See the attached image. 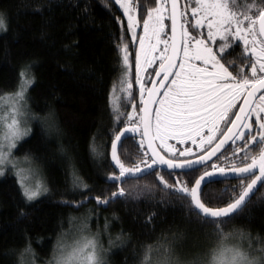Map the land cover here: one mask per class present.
Returning a JSON list of instances; mask_svg holds the SVG:
<instances>
[{"label": "trees", "instance_id": "1", "mask_svg": "<svg viewBox=\"0 0 264 264\" xmlns=\"http://www.w3.org/2000/svg\"><path fill=\"white\" fill-rule=\"evenodd\" d=\"M0 13L8 28L0 31V95L19 90L21 71L34 79L26 93L31 129L14 153L41 166L48 189L26 202L14 174L0 177V264L51 263L59 241L79 227L98 240L106 264H138L145 245H172L179 256L206 253L220 234H213L211 222L188 219L182 207L188 201L169 195L156 175L127 176L119 182L106 179L119 172L110 163V144L123 123L121 117L116 120L110 93L115 85L113 100L120 89L124 68L119 49L124 45L132 49L122 9L114 0H0ZM122 96L124 109H130L131 102L126 103L125 93ZM135 99L139 105V93ZM128 137L129 159L138 162L147 151L145 144L140 145L142 137L140 141ZM156 171L168 184L182 181L180 176L191 184L181 172L169 176L159 166ZM199 175L195 173V178ZM240 181L227 192L224 182L208 185L205 191L223 196L212 202L203 198L204 202L211 207L227 205L243 190ZM82 184L89 187L82 189ZM120 187L126 197L97 205L95 197H110ZM85 197V203H77ZM153 213L155 217L145 223ZM221 227L223 233L243 229L247 248L249 241L257 251L264 246V184ZM29 245L32 251L22 257Z\"/></svg>", "mask_w": 264, "mask_h": 264}, {"label": "snow or ice", "instance_id": "2", "mask_svg": "<svg viewBox=\"0 0 264 264\" xmlns=\"http://www.w3.org/2000/svg\"><path fill=\"white\" fill-rule=\"evenodd\" d=\"M155 2L156 7L146 9V17L143 11L141 13L144 17L142 18L143 35L139 37V51L134 56L135 83L140 84L139 121L137 123L133 119L138 105L132 104L133 112L127 115L129 123L133 126L124 128L111 140L110 144V163L119 170V175L113 174L106 179L119 182L127 176L154 174L164 187L169 189V195H178L181 199L188 201L187 204L182 205L189 214L188 219L191 220L195 216L201 224L211 222L213 234H222L221 226L225 224V218L241 211L242 206L251 202L250 193L254 192L258 182L264 184V0H186L184 10L180 13L177 12L178 0H155ZM114 3L127 17V30L132 33L135 41L137 37L134 29L140 25L141 21L132 14L134 9L129 0H114ZM169 3L171 5V14L168 17L171 20V45L167 40L160 38L165 28V6ZM189 8L190 12H188ZM178 14L183 21L180 24L179 43L176 36ZM189 15L195 21L194 23L187 19ZM203 27L207 29L206 34L200 31ZM189 28L193 31H189ZM7 30L4 16L0 13V31ZM193 32L198 33L201 38H197ZM217 39L221 43L217 46L218 51H214L210 45H215ZM153 40L155 43H152ZM236 42L242 45L241 65H237L235 61H229L226 66L221 62L220 54L226 53L229 48H234ZM161 44L164 45V49L159 56V71L155 73L157 77L162 75L159 88L154 86L145 89L140 79L141 58L143 57L145 64L151 65L156 59L152 53L156 52ZM117 47L119 49V45ZM169 47H171V54L166 55ZM119 50L123 52L122 65L125 70V78L120 81L119 90L127 94L126 99L130 103L135 99L132 91L133 83L130 79L132 63L129 59L128 46L124 45L123 49ZM194 61L202 62V66ZM27 67L30 68L31 64ZM26 77L27 72L21 71L19 90L13 97L16 102L25 100L28 87L34 83V79ZM170 77L172 79L166 85L165 82L169 81ZM160 89H165L162 95ZM116 90V86L113 85L110 104L117 113L116 120L119 121L125 113H121L119 106L111 99V95ZM145 92H147V99H145ZM158 95L159 99H157ZM2 100L3 96L0 95V101ZM239 101L242 102L238 104ZM150 105L158 106L153 109ZM0 127L4 129L0 136V176H3L4 166L11 163L9 160L11 149L17 146L16 141L29 133L21 132L19 122L15 118L11 120V123L4 125L3 118L0 117ZM135 132H140L142 136L141 146L147 142L151 150V163L141 160L134 167H128L121 161L118 149L123 147V139L130 138L126 134ZM217 138L219 142L212 147ZM169 140H179L182 144L191 141L194 145L198 144L202 154L197 155L192 148L177 151L168 143ZM156 141L173 157L178 155L194 158L169 159L161 155L154 146ZM240 141L243 143L239 144ZM225 145H229L227 150L232 151L233 157L240 156L243 166H238L234 161L230 167L208 163L213 157H216L218 161L221 159L224 155L221 149H224ZM254 152L258 154L254 155ZM217 153H221V156ZM144 156L148 157L149 153L145 151ZM224 159L227 160L228 157L224 156ZM141 164L144 165L143 168ZM160 165L170 170L169 176H172L176 169L181 170L182 175L189 177L192 186L188 187L187 183L180 180H177L175 184H168L163 175L156 171L157 166ZM201 167L210 170L204 171L202 175L195 178V173ZM228 174L250 179V182L244 186V180H241L243 191L238 194V198L225 207L207 206L204 199L209 202L220 200L223 193L217 195L205 189L208 185L218 182L217 175ZM14 175L17 177V183L26 202L34 201L48 191L39 182L34 189L27 186L25 181L28 177L23 176L20 171L15 172ZM74 182L77 186H81L78 179ZM88 187L87 184H82V189ZM229 188L235 190L233 186H226L224 191L227 192ZM126 196L125 190L120 187L110 197L94 199L98 206H107L115 199ZM87 199L88 197H85V200L77 203L82 205ZM63 203L72 202L63 201ZM20 215L25 214L21 212ZM155 215L153 213L145 223H150ZM113 218L119 219L115 216ZM105 227L107 228L108 225L106 224ZM99 247L101 246L95 240L73 241L71 244L60 247V254L55 258V264H106L103 251H97ZM249 248L264 258V246L257 251L249 241ZM31 251L29 245L23 250L21 256ZM206 260L205 254L197 264H205ZM138 264H180V260L175 257L172 245L167 247L145 245L138 258Z\"/></svg>", "mask_w": 264, "mask_h": 264}, {"label": "rangeland", "instance_id": "3", "mask_svg": "<svg viewBox=\"0 0 264 264\" xmlns=\"http://www.w3.org/2000/svg\"><path fill=\"white\" fill-rule=\"evenodd\" d=\"M129 2H130V4L132 5V7L134 9L132 14L134 15V17L137 20L141 21L140 25H138L134 29L137 39L134 41L133 37H132V49L128 48V52L130 54L129 55L130 63H132V75L130 77V79L132 80V83H133L132 91H133L134 94H136V93H139L140 84L135 83L134 56H135V53L139 51V47H140L139 46V37L143 35L142 18L146 17V9L154 8L157 5H156V2H149L148 0H129ZM184 3H186V0H182V6L183 7H184ZM142 11L144 12V17L141 16ZM188 12H190V8L188 9ZM164 16H165V19H164L165 28H164V32L161 34L160 38L162 40H167L169 42V44H170V35H169V31H168V26H169L168 25L169 24L168 23L169 22L168 21L169 20V18H168L169 17L168 5L165 6ZM200 30H202V28ZM131 36H132V33H131ZM152 43H155V41L153 40ZM147 46H148V41L146 40L145 41V47L147 48ZM163 49H164V45L161 44V45L158 46V50L156 52L152 53V56H154L156 59L154 60V62L151 65L145 64L144 60H143V57L141 58L142 70L140 72V79H141V83L144 85L145 89H148V86H149V84H150V82L152 80V77H153V75L155 73V70L157 69V67L160 64L159 56H160V53L163 51ZM166 55H167V53H166ZM122 56H123V53H122ZM124 73H125V70L123 69L120 81L125 78ZM123 93L124 92H121L119 90V92L116 95L113 96V101L119 106V111L121 113H125V115L121 116V120L123 121V123H121V126L119 127V129L117 130V132L115 133L114 136H116L121 131H123L124 128L133 126L131 123H129L127 114H130V113L133 112L132 104H135L134 102H136V99L131 101L130 109L125 110L124 109L125 108L124 107L125 103L123 102L124 97L122 96ZM14 95H15V93L3 95V100L0 101V106H2V110H0V117L3 118V124L4 125H6L8 123H11V120L13 118H15L19 122V127H20L21 132H28L29 129H31L30 119H31L32 116H31V112L29 110L27 96H25V100L16 102L13 99ZM125 96H127L126 93H125ZM139 100H140V95H139ZM126 103L128 104V100L127 99H126ZM139 115H140V107L138 105V107L136 108V116L133 118L134 120L137 121V123L139 121ZM3 130L4 129L2 127H0V136H2ZM126 135L127 136H137V139L139 141H140V139L142 137L140 132L127 133ZM24 137L25 136H23L21 139L16 141V144L18 145L20 140H22ZM168 143L173 145L177 149V151H181V150H183L185 148H192L193 152H195L196 154H199L201 152L198 144L194 145V144L191 143V141H186L185 143L182 144V143H179V140H169ZM158 144H159V142H158ZM15 148L11 149V153L9 155V160L11 161V163L10 164H6L4 166V168H3L4 175L6 173L14 174L17 171H20L23 176L28 177V179L25 181L27 186H29V187L34 189L36 184L39 182L44 187H47L46 181H45V176H44V171L41 169V166L39 164L35 163L34 161H32L29 157L27 158V157H22V156H16L15 153H14L15 152ZM127 148L128 147H127L126 139H123V147L118 149V153L120 155L121 161L124 162L126 166L134 167L135 164L139 163L141 160H147L148 163H151V159H150L149 156L148 157L144 156L138 162L130 161L129 158H131V155L128 153V149L129 148L128 149ZM162 149L164 150V152L169 157H171L173 159H183V157H179L178 155L176 157H173L171 155V153H169L166 149H164V148H162ZM140 166L142 168L144 167L143 164H141ZM201 171L202 170H200V172ZM200 172H197V173L200 174ZM117 175H119V172H118ZM0 177H2V176H0ZM180 178H182V181L183 180H185V182L187 181V178L184 177V176H180ZM244 181H246V180H244ZM223 185L226 188V186H231L233 184L228 185L227 183L226 184L224 183ZM191 186H192V184H188V187H191ZM225 188H224V190H225ZM46 193H44V194H46ZM44 194H42L41 196H43ZM202 199H203V197H202ZM85 230H84L83 227H79L78 230H76L74 228L69 233H67L66 236H64V238L61 241H59V243L57 244V247H55L54 256L50 260L51 263H47V264H55V258L59 256V254H60L59 249L63 245L71 244V243H73V241H81V242H83L84 240H95V241L97 240L96 238L94 239L92 236H89V234H84ZM98 245H99V243H98ZM97 251L100 252V251H103V250H102L101 247H99L97 249ZM174 253H175V257L176 258H178L180 261L188 262V264H197L198 260L200 258L204 257L205 254H206V253H204V254L199 253V254L194 255V254L190 253V251H189V253L186 252L185 255H180L179 256L176 252H174ZM24 264H28V262H25Z\"/></svg>", "mask_w": 264, "mask_h": 264}, {"label": "clouds", "instance_id": "4", "mask_svg": "<svg viewBox=\"0 0 264 264\" xmlns=\"http://www.w3.org/2000/svg\"><path fill=\"white\" fill-rule=\"evenodd\" d=\"M246 239L247 235L241 228L220 234L208 248L205 264H262L264 258L244 246ZM180 264L188 262L180 261Z\"/></svg>", "mask_w": 264, "mask_h": 264}, {"label": "flooded vegetation", "instance_id": "5", "mask_svg": "<svg viewBox=\"0 0 264 264\" xmlns=\"http://www.w3.org/2000/svg\"><path fill=\"white\" fill-rule=\"evenodd\" d=\"M184 5H185V3H184ZM182 8H183V10H184V7L182 6ZM187 19L190 21V22H192V23H194V20L192 19V17L189 15L188 17H187ZM189 31H193L191 28H189L188 29ZM201 32H204L205 34H206V32H207V29H206V27H203L202 28V30H200ZM193 35H195V36H197V38H201V37H199V35H198V33H196V32H193ZM221 42L217 39V41H216V44L215 45H210L211 47H213V50L214 51H218V45L220 44ZM242 52V45H241V43L240 42H236V45H235V47L234 48H229L227 51H226V53H224V54H220V56H221V62L222 63H225L226 64V66H227V64H228V62L229 61H235V63L237 64V65H241V60H240V53ZM194 63H196L197 65H200V66H202V62H200V61H194ZM159 67V66H158ZM157 67V68H158ZM157 70V69H156ZM155 70V71H156ZM230 71L232 70L231 68L229 69ZM242 101H239L238 102V104L239 103H241ZM236 110H238V108L236 109ZM234 118V117H233ZM206 131V130H205ZM219 140V138H217V140L216 141H214L213 142V145L217 142ZM239 144H242L243 142L242 141H240V142H238ZM212 145V146H213ZM234 147V146H233ZM162 149V148H161ZM227 149H229V145L221 152V153H223L224 155L223 156H221V153L218 155V156H221V159L218 161L217 159H216V157L212 160V161H210L209 162V164H212V163H216V164H218L219 166H224V167H230L231 166V164L233 163V161L238 165V166H243L242 164H241V162H240V156H236V157H233L232 156V151L231 150H227ZM163 150V149H162ZM164 151V150H163ZM200 152V151H199ZM165 153V152H164ZM166 154V153H165ZM199 154H202L201 152L199 153ZM199 154H197V155H199ZM254 155H256V154H258V153H253ZM167 155V154H166ZM224 156H227L228 157V159L227 160H225L224 159ZM188 158H192V157H183V159H188ZM250 162V161H249ZM200 170H202L201 172H200V175L201 174H203V172L204 171H206V170H210L209 168H206V167H201L200 168ZM258 173V172H257ZM241 180H247V179H245V178H240ZM220 182H224L225 184L227 183L228 185H230V184H233L234 183V181H239V180H235V179H230V180H227V181H224V180H219ZM218 181V182H219ZM248 182H250V179H248ZM247 182V183H248ZM246 183V184H247ZM246 184H245V186H246Z\"/></svg>", "mask_w": 264, "mask_h": 264}, {"label": "water", "instance_id": "6", "mask_svg": "<svg viewBox=\"0 0 264 264\" xmlns=\"http://www.w3.org/2000/svg\"><path fill=\"white\" fill-rule=\"evenodd\" d=\"M168 10H169V16H170V14H171V5H170V3L168 4ZM181 11H183V8H182V1L181 0H178V7H177V12L178 13H180ZM183 21H182V17L178 14L177 15V25H176V29H177V31H176V36H177V42L179 43V41H180V32H181V29H180V24L182 23ZM169 35H170V44L169 45H171V36H172V32H171V20L169 19ZM171 54V47H169V50H168V53H167V55H170ZM179 63V58L177 59V64ZM157 71H159V67L157 68V70L155 71V73L157 72ZM173 71H175V69H173ZM155 73H154V75H153V77H152V80H151V82H150V84H149V86H148V89L149 88H152V87H156V88H159V80L160 79H162V75L160 76V77H157L156 75H155ZM172 79V77H170L169 78V81H166L165 82V84L167 85L169 82H170V80ZM153 82H155V83H153ZM165 89H160V94L162 95V93H163V91H164ZM160 98V96L158 95L157 96V99H159ZM145 99H147V92L145 93ZM150 107H152L153 109H155V107H157V105H150ZM141 130H142V125H141ZM219 142V140L216 142V143H218ZM215 143V144H216ZM145 144V147H146V150H147V152L149 153V155H150V157H151V150L148 148V145H147V142H145L144 143ZM215 144L212 146V147H214L215 146ZM154 146L157 148V150L160 152V154L161 155H165L164 154V152L161 150V148H160V146H159V144H158V142L156 141L155 143H154ZM228 145H225V148L227 147ZM224 148V149H225ZM224 149H221V152L224 150ZM220 153H217V155H219ZM167 158H169V159H173V158H170L169 156H167V155H165ZM192 158H194V157H192ZM215 157H213L212 158V160L214 159ZM188 159H190V158H188ZM182 160V159H181ZM211 160V161H212ZM210 162V161H209ZM208 162V163H209ZM159 167H161V168H163V169H165V170H168V171H170L169 169H167L166 168V166H163V165H160ZM174 172H181V170H179V169H176ZM258 174V173H257ZM140 175H142V174H140ZM202 175V174H201ZM200 176V175H199ZM198 176V177H199ZM240 178H244V177H238V176H235V175H233V174H228V175H226V176H219V175H217L216 176V180L217 181H219V180H223V179H240ZM261 183L260 182H258V184H257V186L255 187V189H254V192L253 193H250V198H252L255 194H256V192L258 191V189L261 187ZM238 198V197H237ZM233 202V201H232ZM247 204V203H246ZM245 204V205H246ZM245 205L244 206H242V209L245 207ZM208 206V205H207ZM226 205H224V206H221V207H225ZM209 207H211V206H209ZM215 208V207H214Z\"/></svg>", "mask_w": 264, "mask_h": 264}, {"label": "bare ground", "instance_id": "7", "mask_svg": "<svg viewBox=\"0 0 264 264\" xmlns=\"http://www.w3.org/2000/svg\"><path fill=\"white\" fill-rule=\"evenodd\" d=\"M224 181H227V180H229V179H223ZM235 180H241V179H235Z\"/></svg>", "mask_w": 264, "mask_h": 264}]
</instances>
